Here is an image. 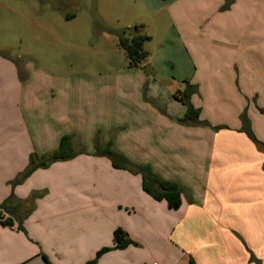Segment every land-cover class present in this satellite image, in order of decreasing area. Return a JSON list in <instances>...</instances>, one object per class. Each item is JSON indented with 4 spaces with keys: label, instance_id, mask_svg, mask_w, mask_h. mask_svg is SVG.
<instances>
[{
    "label": "crops",
    "instance_id": "0c3cea01",
    "mask_svg": "<svg viewBox=\"0 0 264 264\" xmlns=\"http://www.w3.org/2000/svg\"><path fill=\"white\" fill-rule=\"evenodd\" d=\"M139 1V12L117 22L143 27L150 57L118 79L120 102L113 77H52L0 49V204L13 194V211L32 210L23 230L0 226V264H88L114 247L117 229L136 245L96 264H264V145L241 119L247 108L264 144V0L254 9L240 5L254 0ZM121 30L104 35L113 41ZM186 82L208 125L180 123L187 109L174 94ZM144 85L153 105L133 107L129 86ZM114 130L122 153L179 186L178 210L147 195L141 175L95 153V133H106L103 148ZM65 136L84 148L79 155L12 188L31 155L53 153Z\"/></svg>",
    "mask_w": 264,
    "mask_h": 264
},
{
    "label": "rangeland",
    "instance_id": "374dc122",
    "mask_svg": "<svg viewBox=\"0 0 264 264\" xmlns=\"http://www.w3.org/2000/svg\"><path fill=\"white\" fill-rule=\"evenodd\" d=\"M139 4V0H0V49L6 55L29 64L33 70L52 71L50 75L52 77L76 74L86 77L85 81L90 76L97 79L113 77L116 80L115 98L120 102L123 93L118 89V79L127 78L131 72L127 70L128 63L125 53L118 46L119 35L115 36L113 41H108L104 34L112 35L114 29L127 28L123 27V22L118 23L117 21L127 20L131 12L134 13L140 9ZM246 4L240 5L243 8L248 6L253 9L257 5L255 0L249 5ZM147 85L138 89H135V86H129V92L132 94L138 92L139 97L132 99L135 103L133 107L153 105L147 97ZM126 87L125 84L124 93L128 92ZM259 98L254 96L251 101L252 105L256 107ZM244 113L247 115V108L244 109L242 115ZM95 134L98 146L106 133ZM117 135V130L107 134L108 143H113L115 152L123 155L134 166L153 168L149 163H136L122 153L115 144ZM150 136L153 139L154 135L150 133H147V137L144 136V138L148 140ZM96 145L95 153L97 152ZM156 148H158V143ZM74 149L79 155L78 152L80 153L84 148L74 147ZM107 159L112 162L110 158L107 157ZM115 161L120 163V160ZM29 164L21 174L26 171ZM153 166L158 169V163H153ZM15 181L16 179L10 183L12 188L16 186ZM33 195L32 199L41 198L38 192ZM12 206L13 203L10 202L8 208L11 209ZM17 214L16 221L27 215L26 211L23 212L21 209Z\"/></svg>",
    "mask_w": 264,
    "mask_h": 264
},
{
    "label": "trees",
    "instance_id": "16d2710c",
    "mask_svg": "<svg viewBox=\"0 0 264 264\" xmlns=\"http://www.w3.org/2000/svg\"><path fill=\"white\" fill-rule=\"evenodd\" d=\"M149 40L150 38L143 33L142 26L127 27L121 31L118 38V46L125 53L128 68L144 67L150 57V54L145 49V45ZM196 92V86L186 82L184 89L182 91H177L174 94V97L187 109L184 118L180 120L182 125H208L207 122L200 121L201 110L195 108L191 103V97ZM259 112L264 115V108H259ZM241 119L247 135L254 142L260 144L261 146L264 145L253 135L245 113L241 116ZM72 140L73 138L71 136L63 137L59 148L56 151L41 158L36 155H31L29 167L16 179L14 184H22L28 177L40 168H48L56 162L71 160L77 156V152H75L73 148ZM96 149L97 155L105 156L112 160V165L115 169L126 170L133 174L141 175L143 191L154 200L165 201L170 210H178L180 208L182 204V190L177 184L162 179L156 175L150 167L134 166L130 164L123 155L114 151L112 142H109L103 149L96 145ZM115 160H120V163ZM13 199L14 195L12 194L8 201L0 204V226L12 228L15 223H18V228L23 230L22 223L32 210L26 211L27 215L19 218L17 222V212L8 208L9 202ZM131 245H136V243L129 239L127 234L122 229H117L114 231V247L102 249L97 254L96 259L88 264H96L98 259L107 252L112 250H124ZM251 261L256 262L252 254Z\"/></svg>",
    "mask_w": 264,
    "mask_h": 264
}]
</instances>
